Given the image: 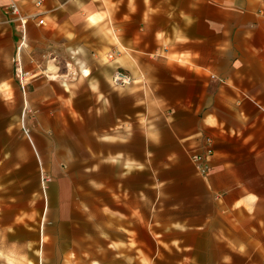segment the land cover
I'll list each match as a JSON object with an SVG mask.
<instances>
[{"label":"crops","instance_id":"crops-1","mask_svg":"<svg viewBox=\"0 0 264 264\" xmlns=\"http://www.w3.org/2000/svg\"><path fill=\"white\" fill-rule=\"evenodd\" d=\"M40 1L18 78L0 0V264H264V0Z\"/></svg>","mask_w":264,"mask_h":264},{"label":"built area","instance_id":"built-area-1","mask_svg":"<svg viewBox=\"0 0 264 264\" xmlns=\"http://www.w3.org/2000/svg\"><path fill=\"white\" fill-rule=\"evenodd\" d=\"M41 6V1L37 0L34 2V8H36L33 14H24L20 8L18 0H9L7 23L14 26L17 46H16V62H15V74L18 78H22L23 71L19 59V54L22 48L27 44L26 36V26L28 21L35 20L38 24H43V19L41 18L42 11L39 10ZM112 82L114 85L126 86L131 82L130 76L124 73L122 70H116L112 75ZM25 135L29 138V130L23 126ZM210 150L207 149L203 153L194 154L191 156V161L201 176H205L208 172V157Z\"/></svg>","mask_w":264,"mask_h":264},{"label":"rangeland","instance_id":"rangeland-1","mask_svg":"<svg viewBox=\"0 0 264 264\" xmlns=\"http://www.w3.org/2000/svg\"><path fill=\"white\" fill-rule=\"evenodd\" d=\"M52 78H57V76H51ZM25 111V113H24ZM36 114V110L32 109L31 107H25L24 110L22 108L21 114L19 113V127H21L20 129L22 130V133L25 135L24 130H23V126L25 127L26 124H28V119L33 120L34 116ZM29 125V124H28ZM25 128H27L28 130L30 129V125L26 126ZM33 158H34V162L37 164V170H33V171H22V172H18V177L19 178H23V179H38V181L41 182V179H49L53 177V172H46L41 170L39 161L37 159V156L35 155V153H33Z\"/></svg>","mask_w":264,"mask_h":264},{"label":"snow or ice","instance_id":"snow-or-ice-1","mask_svg":"<svg viewBox=\"0 0 264 264\" xmlns=\"http://www.w3.org/2000/svg\"><path fill=\"white\" fill-rule=\"evenodd\" d=\"M146 2H147V0H146Z\"/></svg>","mask_w":264,"mask_h":264}]
</instances>
